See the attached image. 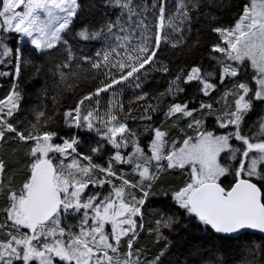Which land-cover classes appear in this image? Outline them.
Here are the masks:
<instances>
[{"label":"snow or ice","instance_id":"snow-or-ice-1","mask_svg":"<svg viewBox=\"0 0 264 264\" xmlns=\"http://www.w3.org/2000/svg\"><path fill=\"white\" fill-rule=\"evenodd\" d=\"M0 77V264H264V0H0Z\"/></svg>","mask_w":264,"mask_h":264},{"label":"trees","instance_id":"trees-1","mask_svg":"<svg viewBox=\"0 0 264 264\" xmlns=\"http://www.w3.org/2000/svg\"><path fill=\"white\" fill-rule=\"evenodd\" d=\"M230 16H231L230 13L225 12L222 14L221 18L225 22H227V20L230 19ZM201 57H204L206 59V53H204L203 48H201L200 52H196L194 54L193 58L198 60ZM183 59H184V57H181V60H183ZM24 76H25V79L21 81L20 87L22 90H26V91H25V95H24L21 113L19 115H20V118L22 120H28L30 117V114H31V109L35 107L36 97L33 94V92H34L33 83L34 82L29 81L27 79V73L26 72L24 73ZM91 83L92 82H87L88 86H90ZM153 83H155V82H153ZM163 86H164V81L160 80L159 87L161 90H163ZM10 87H11V84H10L9 80H7L6 78L0 77V99H2L5 96V94L7 93V91L10 90ZM78 95H79L78 93L77 94L69 93L63 97H59L57 102L55 103V105H52L50 102L49 111H51L53 109V107L57 110H64V109L71 108ZM51 127L59 128L61 130L62 134H66L70 131V130L63 127L62 117H60V116L56 117V122L54 124H52ZM89 135L90 134H88V133H81V136L85 137V138L89 137ZM5 151H6L5 148L0 147V155H3ZM19 159L23 160L22 154L19 156ZM18 179H19V177H18ZM167 179L172 181L173 183H180L182 178L179 176H172V177H167ZM145 227L147 228V223L145 224ZM140 243L146 244L147 240H141Z\"/></svg>","mask_w":264,"mask_h":264},{"label":"water","instance_id":"water-1","mask_svg":"<svg viewBox=\"0 0 264 264\" xmlns=\"http://www.w3.org/2000/svg\"><path fill=\"white\" fill-rule=\"evenodd\" d=\"M257 235H259V234H257Z\"/></svg>","mask_w":264,"mask_h":264}]
</instances>
